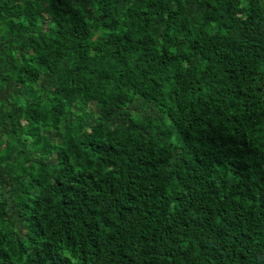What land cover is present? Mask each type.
Segmentation results:
<instances>
[{
  "label": "trees",
  "instance_id": "trees-1",
  "mask_svg": "<svg viewBox=\"0 0 264 264\" xmlns=\"http://www.w3.org/2000/svg\"><path fill=\"white\" fill-rule=\"evenodd\" d=\"M0 264H264V0H0Z\"/></svg>",
  "mask_w": 264,
  "mask_h": 264
}]
</instances>
